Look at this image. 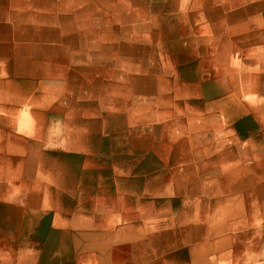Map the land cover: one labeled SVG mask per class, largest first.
I'll return each mask as SVG.
<instances>
[{"label":"rangeland","instance_id":"rangeland-1","mask_svg":"<svg viewBox=\"0 0 264 264\" xmlns=\"http://www.w3.org/2000/svg\"><path fill=\"white\" fill-rule=\"evenodd\" d=\"M40 1L2 26L0 264H237L213 234L264 222L222 165L251 159L264 208V0H61L70 17L41 18ZM224 118L253 141L221 150Z\"/></svg>","mask_w":264,"mask_h":264},{"label":"crops","instance_id":"crops-1","mask_svg":"<svg viewBox=\"0 0 264 264\" xmlns=\"http://www.w3.org/2000/svg\"><path fill=\"white\" fill-rule=\"evenodd\" d=\"M21 1H24V3ZM42 1L43 2L40 1V5H39L40 18L48 17L52 15L54 16L62 15V16L70 17L69 16L71 13L70 9L72 7L69 6L68 11H65L64 9L61 11L60 10L61 0H42ZM16 2H19V3L14 4ZM29 8H34V7L31 6L30 3L27 2V0H0V36H3V37H0V49L2 48L3 50H5L8 45L11 46L10 44L12 42L11 35L7 37L5 34H3L2 26H4L5 28L13 27L14 19L16 22V18L14 14L17 12V10L19 9L26 10ZM68 12H69V15H68ZM13 81L14 79H12V77L4 78L3 80L0 79V83L5 85L6 90L9 94H12V91H13V87H12L14 84ZM2 88L5 89L4 86H2ZM246 101H247L246 103L250 105L249 101L248 100ZM5 103L8 104L9 106H12L13 99L11 98V99L5 100ZM249 108H252V109L246 110L242 114L241 118L250 119V117H252L255 120L254 116H256L258 113L253 109V107H251V105ZM11 109H9L8 113L11 115H14L17 120L18 118L20 119V122L17 121L18 126H21L22 129L26 128L21 121L22 116L19 115L21 113L20 109L16 110L15 112H13V110ZM260 112L264 114V109H261ZM224 120L227 122L225 123L226 132L222 134L230 138V141L227 145L222 146L220 148L221 150L228 151V150L234 149V147L238 148L239 146H242V147L248 146L249 144H246V143L253 141V137L256 134V132H253L250 130L246 133V135H244L245 136L244 139H242L239 136L238 128L235 127L236 121L231 122L230 120H227L226 118H224ZM226 124H227V127H226ZM22 129L18 130V132L16 133V137L20 139L18 141L21 143V137L23 139H26V142L31 141L30 133H27L25 132V130H22ZM26 129L28 130V128ZM236 161H239L240 163L235 164ZM251 162H252L251 159L250 160L234 159L231 161V163H228V164L223 163L222 165L226 167L228 166L230 169H234L233 179L235 180L236 184H240L241 187H244L242 191H237L232 194L231 193L228 194V196L231 197V201H236L238 203H241V201H238V199L245 200L242 203L243 208L246 209L245 215L262 218L264 208L262 204L258 203V201H260L261 198H259L258 195H256L253 191L254 181L252 179L253 170L251 167L254 166V164H252ZM262 179L263 178L259 177L256 183L259 181L261 183ZM49 180L50 179L48 177L47 171L40 173V209L42 207V210H44V207H46V206H43V204L41 203L42 193H43V190L47 186V181ZM237 189L238 188H236L235 190ZM240 192H242L243 194H240ZM22 196L24 199V195ZM224 204L226 207L220 208V215H226V212L223 213V211L228 210V208H230L231 210H234V204L230 205L229 202H226ZM40 214L41 216L44 215L42 213ZM238 216H239L238 213H231V215H229V217H232V218L233 217L236 218ZM235 218H233L232 221H235ZM244 225L245 226L239 229L236 228V225H235V227H232L229 229L227 228V230L225 231L220 230L219 232H216L215 234H213V236L215 237L214 239L218 241H221V239H224L226 237L229 239L228 244L224 248L228 250L229 252L228 256H232V258H235L237 264H264V222L261 221L260 223H257L255 220H251L250 222H247ZM232 226H234V224ZM241 232L246 233L248 235L244 239L245 245L248 248V250H244L242 251V253H239L240 257H238L237 251H236V248H237L236 242L240 241L239 236ZM16 242H19V241H16ZM3 252L5 253V250ZM13 253H11L10 256L12 258L17 257L16 252H13ZM239 259L241 261H237Z\"/></svg>","mask_w":264,"mask_h":264}]
</instances>
